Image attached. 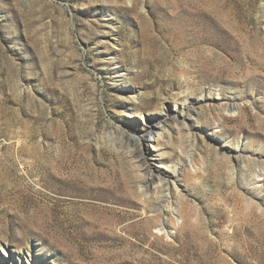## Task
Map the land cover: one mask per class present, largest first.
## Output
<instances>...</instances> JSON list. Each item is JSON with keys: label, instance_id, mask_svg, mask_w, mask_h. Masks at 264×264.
Returning a JSON list of instances; mask_svg holds the SVG:
<instances>
[{"label": "rangeland", "instance_id": "1", "mask_svg": "<svg viewBox=\"0 0 264 264\" xmlns=\"http://www.w3.org/2000/svg\"><path fill=\"white\" fill-rule=\"evenodd\" d=\"M0 264H264V0H0Z\"/></svg>", "mask_w": 264, "mask_h": 264}, {"label": "bare ground", "instance_id": "2", "mask_svg": "<svg viewBox=\"0 0 264 264\" xmlns=\"http://www.w3.org/2000/svg\"><path fill=\"white\" fill-rule=\"evenodd\" d=\"M155 131V130H154ZM155 132H158L157 131V129H156V131ZM152 133H153V131L152 132H149V134H150V137L152 136ZM157 140V139H156ZM161 163V162H160ZM167 167H169V168H172V171L174 172L173 174L175 175L176 174V169H174V167L172 166V165H166ZM153 175V174H152ZM154 179V178H153ZM158 179V178H157ZM160 180V179H159ZM157 182V181H156ZM173 187H174V190H175V186H174V184H173Z\"/></svg>", "mask_w": 264, "mask_h": 264}]
</instances>
